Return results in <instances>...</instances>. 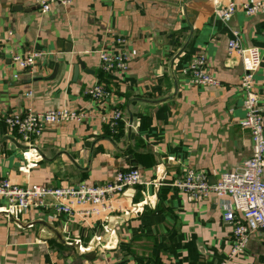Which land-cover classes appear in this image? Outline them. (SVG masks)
I'll use <instances>...</instances> for the list:
<instances>
[{
    "label": "crops",
    "instance_id": "obj_1",
    "mask_svg": "<svg viewBox=\"0 0 264 264\" xmlns=\"http://www.w3.org/2000/svg\"><path fill=\"white\" fill-rule=\"evenodd\" d=\"M185 1L71 0L41 13L35 0H0V178L55 187L109 181L133 167L142 180L123 190L125 209L104 223L12 211L0 196V264H264L259 228L230 254L228 196L191 199L169 185L188 167L214 181L250 155L249 132L239 126L242 67L226 43L236 30L260 52L254 91L264 129V12L238 9L224 23L216 8L252 0H206L190 29ZM115 36L125 39L127 68L104 73L98 52ZM28 50L41 55L23 70L11 58ZM198 54L219 85L194 84L184 73ZM78 60L84 67L74 73ZM94 84L109 91L105 100L85 93ZM63 107L89 117L45 125L29 145L5 123L27 108ZM115 110L121 118L112 128Z\"/></svg>",
    "mask_w": 264,
    "mask_h": 264
},
{
    "label": "built area",
    "instance_id": "obj_2",
    "mask_svg": "<svg viewBox=\"0 0 264 264\" xmlns=\"http://www.w3.org/2000/svg\"><path fill=\"white\" fill-rule=\"evenodd\" d=\"M71 0H35L41 13L49 10L51 3L68 4ZM240 9L245 15L264 12V0L249 2H228L216 8L215 14L224 23ZM232 37L227 40L228 56L238 57L242 67L239 81L242 90L243 116L239 120L242 130L249 132L251 152L231 171L221 173L214 181L209 174L191 167L186 168L179 178L169 185L185 193L191 199L206 198L210 194L218 197L228 196L230 205L225 208L222 218L232 227V248L230 254L241 250L251 231H264V129L262 117L257 106V95L254 91V72L260 64V52L257 47L241 43L238 32L232 30ZM125 39L120 36L112 38V44L98 52L99 69L108 73L127 68V57L123 46ZM41 53L28 50L24 55L14 54L11 60L21 69L30 70L36 64ZM192 83L197 85H219V81L210 75L205 68L202 54L192 56L184 68ZM85 93L94 100H105L109 91L100 84L87 88ZM89 115L83 111L67 108H54L46 111H34L27 108L22 113H15L5 118L7 128L29 145L35 140L45 125L60 122H83ZM121 114L115 110L110 125L115 127ZM142 183L136 168L119 170L109 181L99 183L79 182L66 186L19 185L9 178H0V196L6 201V207L12 211L38 209L52 211L55 215L70 218L80 216L84 219L94 218L104 223L110 214L121 212L125 208L119 203L120 194L129 186ZM155 184H160L156 183Z\"/></svg>",
    "mask_w": 264,
    "mask_h": 264
},
{
    "label": "water",
    "instance_id": "obj_3",
    "mask_svg": "<svg viewBox=\"0 0 264 264\" xmlns=\"http://www.w3.org/2000/svg\"><path fill=\"white\" fill-rule=\"evenodd\" d=\"M205 2H206V0H186L184 2L183 12L185 14V18L187 20V24H188L190 29L192 28L194 19L196 17L197 8H200V6L203 5V3H205ZM185 46H186V43L180 49L179 53H181V51L184 49ZM73 67H74V73H75L76 69H78V67L82 68L84 66H83V63L80 60H78V63L75 64ZM128 118H129L128 121H129V125H130L131 121H132V115H131V112L129 110H128ZM93 256H94V254H93Z\"/></svg>",
    "mask_w": 264,
    "mask_h": 264
}]
</instances>
